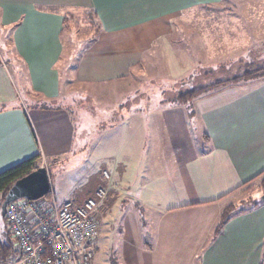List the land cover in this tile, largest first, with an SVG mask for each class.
<instances>
[{
	"label": "crops",
	"instance_id": "1",
	"mask_svg": "<svg viewBox=\"0 0 264 264\" xmlns=\"http://www.w3.org/2000/svg\"><path fill=\"white\" fill-rule=\"evenodd\" d=\"M193 11L204 15L194 23L202 32L204 25L217 24V18L222 25L239 27L225 36L229 42L252 41L254 35L264 34L261 28H252L264 27V0H0V171L37 154L40 166H45L47 154L70 150L73 126L60 118L66 119L56 106L69 94H64L60 68L67 15L84 16L97 25L98 43L86 54L85 49L81 60V75L94 83L88 68L91 58L99 62L110 57L97 53L111 44L107 36L163 25L170 30L173 20L188 25ZM5 58L21 71L20 88ZM137 59V55L129 59L120 75L129 74L139 64ZM260 76L204 90L185 103L174 99L170 104L174 109L166 113L165 126L175 128L164 135L168 147L157 141L150 146L149 138H162L160 131L139 132L134 135L138 144L115 156L124 173L128 165L140 167L141 161L152 166L139 197L119 191L115 170H108L111 179L106 183L114 184L109 185L110 200L99 207V219L118 200L122 207L133 200L148 219L143 228L138 213L130 211L116 232L122 243V264H264L263 198L235 213L213 237L231 197L246 191L253 195L255 187L256 199L264 191V75ZM24 96L32 106L27 107V100L20 102ZM137 97L132 101L140 104ZM183 106L190 118L183 117ZM189 120L198 132L189 129ZM157 123L151 119L149 128L156 129ZM153 170L158 173L155 178Z\"/></svg>",
	"mask_w": 264,
	"mask_h": 264
},
{
	"label": "rangeland",
	"instance_id": "2",
	"mask_svg": "<svg viewBox=\"0 0 264 264\" xmlns=\"http://www.w3.org/2000/svg\"><path fill=\"white\" fill-rule=\"evenodd\" d=\"M80 17L81 22L72 27L73 33L65 35V53L60 68L66 70V66L70 67L62 80L64 94H69L65 98L63 95V99L56 105L66 119L59 117L73 126L71 145L69 143L68 147L70 150L55 156L47 154L44 159L59 207L66 201L82 205L88 198L95 196L98 185L108 187L107 201L110 200V186L114 183L109 182V186L106 182L111 178L102 179L104 169L115 170L113 179L116 180L119 191L125 195L138 196L137 192L147 182L151 172L149 168L152 166L148 161H141L140 167L131 168L128 165L124 173L119 169L123 165L115 157L130 150L133 144H138V140L134 138L135 133L160 131L162 138H149L150 146L157 141L158 145L168 147V139L164 135L167 131H175V128L169 129L165 126V121L166 113L174 109L170 105L175 102L174 99L178 102L182 93L216 81H225L222 83L225 84L244 79L242 76L247 69L264 65V34L254 35L252 41L241 39L229 42L224 39L225 36L239 27L222 25L217 18V24L207 22L208 25L203 26L205 31L202 32L194 23L204 15L202 17V14L197 15L193 11L188 16V25L173 20L170 30L169 26L165 28L163 25L160 29L145 27L139 33L135 31L131 34L107 36L112 41L111 44L97 53H101L99 57H110L100 59L99 62L95 57L91 58L88 68L94 75V84L84 74L81 75L84 59L82 62L81 60L85 49L86 54L88 49L98 43L97 25L84 16ZM252 28L264 30V27ZM87 36L91 38L88 39ZM135 55L138 56L139 64L131 68L129 74L120 75L127 68V61ZM5 60L14 84L20 88L23 76L21 71L15 69L10 59ZM76 72L79 74L75 78ZM260 75L252 77L258 78ZM20 91L25 94L22 89ZM135 95L140 99V104L132 101ZM26 100L27 107L32 106L25 96L20 102L25 103ZM38 103L44 105L46 101L39 100ZM187 109L188 107L183 106L180 111L183 117L190 118L191 113ZM151 119H157L156 129L149 128ZM188 126L195 132L199 130L193 121L189 120ZM197 135L198 139L201 138L199 133ZM141 156L143 157V152ZM152 172L155 178L158 173L155 170ZM251 191L253 195L247 191L235 194L227 201L226 206L249 203L251 197L259 194L255 187ZM134 203L131 200L128 206L122 207L121 200H118L109 211H104L100 218L102 238L97 240L93 264H122V243L115 236L118 229L123 228L126 215L130 211L137 212L143 228H146L148 221L147 214L144 216L135 207L137 203ZM1 233L3 229H0ZM13 245L15 246V241ZM15 254L13 260L18 257ZM11 262L12 260L0 264Z\"/></svg>",
	"mask_w": 264,
	"mask_h": 264
},
{
	"label": "built area",
	"instance_id": "3",
	"mask_svg": "<svg viewBox=\"0 0 264 264\" xmlns=\"http://www.w3.org/2000/svg\"><path fill=\"white\" fill-rule=\"evenodd\" d=\"M110 176L103 171L104 179ZM108 197V187L98 185L82 205L66 201L59 207L51 186L40 199L9 203L5 219L18 254L10 264H93L99 207Z\"/></svg>",
	"mask_w": 264,
	"mask_h": 264
},
{
	"label": "trees",
	"instance_id": "4",
	"mask_svg": "<svg viewBox=\"0 0 264 264\" xmlns=\"http://www.w3.org/2000/svg\"><path fill=\"white\" fill-rule=\"evenodd\" d=\"M79 17L80 16H77L75 14H69L65 17V25L63 29L64 36L67 35L66 33L68 34L73 33L72 27H75L74 26L75 23L81 22V17L80 18ZM85 18L88 19L87 17ZM89 22L94 23V20H89ZM66 68H67L66 70H64L65 68H63V70L61 69V72L64 71V73H62V77L65 76L67 74V70L70 69L69 66H66ZM259 74L264 75V65L259 66L252 70L247 69V71L244 72L242 78L248 79V78H252V76H256ZM224 82L225 81H222V83ZM222 83L220 81H216L213 84H210L207 86H202L196 89L193 88L192 90L186 91L185 93H182L181 95H179L178 100L181 103H185L187 102L188 99L194 97L196 94L204 90L214 88ZM40 158H41L40 154H37L33 157L25 159L13 166H10L0 171V229H3V233L0 234V263L10 262L11 260H13V258L16 255L15 246L13 245L14 239L11 236V233L7 226L5 217H2L1 215V205L3 201L5 200V197L9 189L18 179L26 176L30 172L40 167V162H39ZM262 182H263V188H264V175H263ZM263 195H264V191L262 195L256 199L251 197L249 203H241V204H234V205L232 204L228 206L221 213V215L219 216V219L217 220V223L213 230V237L219 234V232L222 230L224 225L230 220V218L235 213L245 211L248 208H250L252 205L257 204L260 200H262ZM244 202H247V200H245Z\"/></svg>",
	"mask_w": 264,
	"mask_h": 264
},
{
	"label": "water",
	"instance_id": "5",
	"mask_svg": "<svg viewBox=\"0 0 264 264\" xmlns=\"http://www.w3.org/2000/svg\"><path fill=\"white\" fill-rule=\"evenodd\" d=\"M51 188L47 167L40 166L26 176L18 179L9 189L1 205V215L5 217L9 203L19 199L37 200L44 197ZM264 199V195L262 196Z\"/></svg>",
	"mask_w": 264,
	"mask_h": 264
}]
</instances>
